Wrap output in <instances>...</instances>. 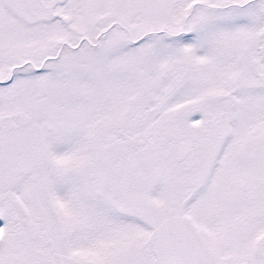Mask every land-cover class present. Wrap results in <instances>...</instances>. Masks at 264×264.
Listing matches in <instances>:
<instances>
[{
  "label": "snow or ice",
  "instance_id": "1",
  "mask_svg": "<svg viewBox=\"0 0 264 264\" xmlns=\"http://www.w3.org/2000/svg\"><path fill=\"white\" fill-rule=\"evenodd\" d=\"M0 264H264V0H0Z\"/></svg>",
  "mask_w": 264,
  "mask_h": 264
}]
</instances>
